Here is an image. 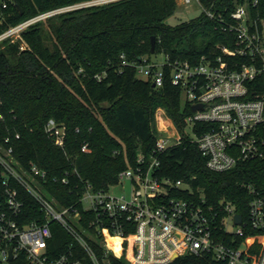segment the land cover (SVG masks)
<instances>
[{"label": "built area", "instance_id": "1", "mask_svg": "<svg viewBox=\"0 0 264 264\" xmlns=\"http://www.w3.org/2000/svg\"><path fill=\"white\" fill-rule=\"evenodd\" d=\"M115 1L80 0L10 23L16 2L0 0V46L20 41L23 47V33L31 26L74 9ZM192 1L231 34L230 45L216 44L217 53L202 54L194 61L161 54V62L145 56L135 63L138 76L156 87L166 79L178 86L182 106L190 112L182 132L162 107L157 108L151 153L138 152L135 164L116 175V183L130 180L129 198L112 194V186L94 191L88 186L76 203L60 205L40 187L46 170L35 164L19 170L12 147L0 145V264H112L111 255L131 264H169L178 257L200 258V264H264L263 193L243 184L250 196L243 216L224 200L218 205L208 202L203 192L182 179L156 173L158 154L179 145L183 137L196 142L214 171L264 158V18L255 9L257 0H233L231 10L224 8L227 16L201 0H176ZM196 122L211 126L196 135ZM45 132L57 145H64L65 128L53 118L45 123ZM14 183L30 194L40 217L24 219L25 202ZM78 203L91 214L86 225Z\"/></svg>", "mask_w": 264, "mask_h": 264}, {"label": "trees", "instance_id": "2", "mask_svg": "<svg viewBox=\"0 0 264 264\" xmlns=\"http://www.w3.org/2000/svg\"><path fill=\"white\" fill-rule=\"evenodd\" d=\"M77 1L15 0L23 12L12 5L8 21L15 23ZM201 2L225 16L235 5L233 0ZM176 8V0H118L78 8L28 28L23 47L20 41L0 46V145L12 147L19 170L27 171L32 164L46 170L40 187L60 205L76 203L88 186L92 191L108 189L121 170L135 164L138 152L151 153L158 107L183 132L190 109L182 106L180 88L168 79L160 87L152 86L150 80L138 76L135 63L152 54L194 61L202 54L217 53L216 44L230 45L231 34L203 11L170 25L166 19ZM255 9L264 18V0H257ZM50 118L65 128L63 146L45 132ZM210 126L196 122L193 130L200 135ZM83 145L87 150H82ZM158 158V175L182 179L203 192L208 202L218 205L224 200L243 216L250 198L243 184L264 194V158L214 171L207 167L196 142L187 137ZM14 185L18 195H23L24 219L40 217L30 194ZM1 188L0 182V193ZM78 207L86 225L91 214L79 203ZM94 247L101 249L96 242ZM200 262V258L178 257L169 264ZM111 263L131 264L113 255Z\"/></svg>", "mask_w": 264, "mask_h": 264}, {"label": "rangeland", "instance_id": "3", "mask_svg": "<svg viewBox=\"0 0 264 264\" xmlns=\"http://www.w3.org/2000/svg\"><path fill=\"white\" fill-rule=\"evenodd\" d=\"M201 6L196 2L192 1L189 4L177 2V8L173 15L166 19V22L170 25H175L181 21H187L197 17L201 13ZM152 59L161 62L163 56L161 54H152ZM183 97V96H182ZM132 191V185L130 180L126 179L121 183H115L111 187V193L114 195H126L128 198Z\"/></svg>", "mask_w": 264, "mask_h": 264}, {"label": "water", "instance_id": "4", "mask_svg": "<svg viewBox=\"0 0 264 264\" xmlns=\"http://www.w3.org/2000/svg\"><path fill=\"white\" fill-rule=\"evenodd\" d=\"M16 5L19 7L20 13H22L23 11L20 8V6L18 4ZM151 53H154V38L153 37H152ZM152 86H155L154 83H152ZM197 106H194V108H196ZM115 180H117V177H115ZM240 220H241V215L237 213L235 215V221L239 222Z\"/></svg>", "mask_w": 264, "mask_h": 264}]
</instances>
